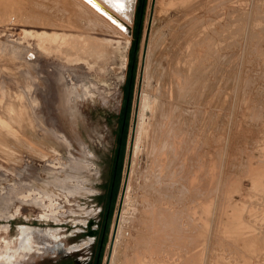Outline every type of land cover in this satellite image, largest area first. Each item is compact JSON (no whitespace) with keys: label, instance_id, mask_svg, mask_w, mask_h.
I'll list each match as a JSON object with an SVG mask.
<instances>
[{"label":"rangeland","instance_id":"1","mask_svg":"<svg viewBox=\"0 0 264 264\" xmlns=\"http://www.w3.org/2000/svg\"><path fill=\"white\" fill-rule=\"evenodd\" d=\"M139 1L122 12L101 0L121 31L79 0H0V125L17 129L10 110L22 105L32 127L26 147L7 138L15 159L0 152V264H34L63 202L111 177ZM142 18L100 264H264V0H146ZM35 32L115 49L107 64L70 65Z\"/></svg>","mask_w":264,"mask_h":264},{"label":"flooded vegetation","instance_id":"2","mask_svg":"<svg viewBox=\"0 0 264 264\" xmlns=\"http://www.w3.org/2000/svg\"><path fill=\"white\" fill-rule=\"evenodd\" d=\"M108 61L104 62L107 64ZM75 64L77 63L70 65ZM12 111L10 110V113L15 120ZM16 124H18L17 120L14 125L16 126ZM9 127L12 128V125ZM3 132L4 127L0 125V134H4ZM4 138L2 136V140H0V152L9 159H15L17 154L12 147L8 146L6 138L5 140ZM116 159L117 151L113 157V163L116 162ZM114 170L107 183L95 182L94 185L90 186V181L86 178L84 186L90 192L71 196L69 198L71 205L63 202L65 210L56 217L57 221L50 219V230H46L43 235L44 239H41L40 245H38L39 249L35 253L34 264L99 263L107 233L108 206L112 200L115 186ZM8 229L11 230L12 227L10 226Z\"/></svg>","mask_w":264,"mask_h":264},{"label":"bare ground","instance_id":"3","mask_svg":"<svg viewBox=\"0 0 264 264\" xmlns=\"http://www.w3.org/2000/svg\"><path fill=\"white\" fill-rule=\"evenodd\" d=\"M133 0H109V2L113 5V6H115V7H117L118 9H120V11H122V12H124L125 10H127L128 8H129V6H130V2H132ZM65 2V1H64ZM79 2H82L86 7L88 6V8L91 10V13L92 12H94L97 16H99V17H102L103 19H105L104 21H102V23L103 22H105L106 20H109L110 22H112L116 27H117V29H119V30H121V31H125V28H126V24L124 23V22H122V20L119 18V16L108 6V5H106V4H104V3H102L101 2V0H79ZM73 4V3H72ZM82 4V5H83ZM181 5V4H180ZM183 5V4H182ZM78 6V5H77ZM4 8V7H3ZM113 8V7H112ZM79 9V8H78ZM115 9V8H114ZM214 9V8H213ZM8 10V9H7ZM18 14V13H17ZM3 15V14H2ZM32 16V15H31ZM34 16V15H33ZM91 16V15H90ZM9 18V17H8ZM13 19V18H12ZM35 19V18H34ZM75 19V18H74ZM97 19V18H96ZM26 20V19H25ZM100 20V19H99ZM35 21V20H34ZM38 21V20H37ZM101 21V20H100ZM23 22V21H22ZM28 22V21H27ZM45 22V21H44ZM48 22V21H47ZM40 23V22H39ZM47 24V23H46ZM63 24V23H62ZM106 24H107V22H106ZM105 24V25H106ZM108 25V27H109V24H107ZM193 25V24H192ZM60 26V25H59ZM61 26H63V25H61ZM60 28V27H59ZM62 28V27H61ZM83 28H85V27H83ZM111 29V28H110ZM105 31V30H104ZM118 31V30H117ZM124 33V32H123ZM126 33V32H125ZM33 34V33H32ZM34 35H35V38L37 39V42L39 43L38 44V46H39V49H40V51L44 54V55H46V56H48V55H51L52 53H56V52H60L62 49H65L66 51H68V53H69V56H68V58L66 59L67 60V62H68V64H72V63H80L81 61H83V60H81V58H80V56L81 57H91V58H93V59H100V60H104V61H108L109 60V58L111 57V56H109L111 53H110V51L112 50V48L113 49H115V47H113V45H112V43H110V41H103V40H101V39H99V38H96V37H92V36H77V35H75V34H73V33H69V34H66V33H58V32H54V33H51V34H49V33H46V32H35L34 33ZM200 42V41H199ZM113 51V50H112ZM111 51V52H112ZM70 52H74V53H76V54H70ZM53 55V54H52ZM177 71V70H176ZM172 74H174L173 72H171ZM178 75V74H177ZM177 78V77H176ZM179 78H180V76H179ZM183 78V77H182ZM173 79H175V77L173 78ZM178 79V78H177ZM177 82V81H176ZM200 82H201V80H200ZM187 83V82H186ZM194 83V82H193ZM198 83V82H197ZM190 85H191V83H190ZM188 86H189V84H188ZM187 86V87H188ZM174 87V86H173ZM176 87H177V85H176ZM168 88V87H167ZM178 88V87H177ZM198 88H200V87H198ZM205 88V87H204ZM172 89H174V88H172ZM194 89V88H193ZM197 89V88H196ZM167 90V89H166ZM178 90V89H177ZM180 90V89H179ZM167 92V91H166ZM185 93V92H184ZM167 94V93H166ZM186 95H188L187 93H186ZM192 95V94H191ZM179 97V96H178ZM183 97V96H182ZM159 98V97H158ZM154 104L156 105V103L154 102ZM160 106V105H159ZM154 107V106H153ZM152 107V108H153ZM151 108V109H152ZM170 108V107H169ZM172 108V107H171ZM172 110V109H171ZM152 111H153V109H152ZM176 112H177V110H175ZM173 112L172 114H175V116H176V112ZM179 111V110H178ZM154 112V111H153ZM152 112V113H153ZM158 112V111H157ZM170 113V112H169ZM180 113V112H179ZM178 113V114H179ZM157 114V113H156ZM161 114H163V113H161ZM182 114V113H181ZM168 115H171V113L170 114H168ZM28 114H27V110L25 109V107L24 106H22V105H20L19 107H17L16 109H15V111H14V117H15V121L17 120V125H18V128L17 129H14V127H9V125L7 124V122H1V125L4 127V134H2V136H4L5 138H6V141H7V138H9L10 140V142H11V140H13L12 141V143H18V144H20V145H22V144H24V141L26 140V139H24L23 138V134L21 135V130H26V129H32V127H31V125H29V123L27 122L28 121ZM178 116V115H177ZM18 118V119H17ZM164 118V117H163ZM172 118H173V116H172ZM172 118L171 119H169V121L171 122V120H172ZM176 120V119H175ZM178 120V119H177ZM168 121V120H167ZM173 121V120H172ZM169 122V123H170ZM169 123H166V126H167V124L169 125ZM31 124V123H30ZM177 124H178V122H177ZM143 125V124H142ZM149 125H150V123H149ZM152 125V124H151ZM15 126V125H14ZM157 126H158V124H157ZM170 126V125H169ZM178 126V125H177ZM6 127V128H5ZM152 127V126H151ZM166 128H168V126L166 127ZM165 129V128H164ZM175 129V128H174ZM3 130V129H2ZM24 130V131H25ZM152 130H153V128H152ZM151 130V131H152ZM155 131V130H154ZM25 133V132H24ZM31 133H32V131H31ZM146 133V132H145ZM157 133V132H156ZM165 133V132H164ZM143 134V133H142ZM152 134H153V132H152ZM157 135V134H156ZM174 135H176V134H174ZM31 136H32V134H31ZM34 136V135H33ZM155 136V135H154ZM161 136H162V134H161ZM164 136V135H163ZM26 137H27V135H26ZM29 137H30V135H29ZM152 137V136H151ZM151 137L149 138V139H151ZM5 138H4V140H5ZM31 138V137H30ZM156 139H157V136L155 137ZM24 139V140H23ZM34 139V138H33ZM35 140V139H34ZM42 140V139H41ZM144 140V139H143ZM142 140V141H143ZM164 140V139H163ZM174 140V139H173ZM43 141V140H42ZM47 141L49 142V148H52V143L47 139ZM159 141H161V139L159 140ZM165 141V140H164ZM170 141V140H169ZM175 141V140H174ZM182 141H183V139H182ZM27 142H30L29 141V138H28V140H27ZM34 142V141H33ZM39 142V141H38ZM38 142H37V140H36V142H34V143H37L38 144ZM140 142H141V139H140ZM146 142V141H145ZM151 142V144H152V142L154 143V140L153 141H150ZM149 142V143H150ZM34 143H32V144H34ZM144 143V142H143ZM7 144H8V146L9 147H12L8 142H7ZM30 144V143H29ZM45 144V143H44ZM44 144H42L41 143V145L43 146ZM47 144V143H46ZM46 144L44 145V147L46 146ZM141 144V143H140ZM146 144V143H145ZM151 144L149 145V148H150V146H151ZM179 144V143H178ZM14 145H16V144H14ZM25 145V144H24ZM144 145V144H143ZM191 145V144H190ZM153 146V145H152ZM160 146V145H159ZM165 146V145H164ZM178 146V145H177ZM14 147H16V146H14ZM25 147H26V145H25ZM47 147V146H46ZM158 147V146H157ZM161 148H164V147H162V146H160ZM168 148L170 147V145L169 146H167ZM24 148V147H23ZM36 148V147H35ZM34 148V150H36ZM41 148V147H40ZM39 148V149H40ZM145 148V147H144ZM166 149V148H165ZM32 150H33V148H32ZM46 150V149H45ZM153 150V149H152ZM157 150H160L159 148H157ZM170 150V149H169ZM41 151V150H40ZM148 151V150H147ZM193 151V150H192ZM22 152V151H21ZM34 152V151H33ZM32 152V154H34ZM45 152V151H44ZM168 152V151H167ZM39 153V152H38ZM157 153H158V151H157ZM156 152H155V161H156V158H158L159 159V157L161 156V154H160V151H159V154L158 155H160V156H156V154H157ZM171 153V152H170ZM37 154V153H36ZM41 154V152L39 153V154H37V155H40ZM138 154V153H137ZM164 154V153H163ZM36 155V156H37ZM46 155V154H45ZM49 155V154H48ZM35 156V155H34ZM151 156V155H150ZM40 157H43V153H42V156H40ZM150 158V157H149ZM161 158V157H160ZM154 160H152V162L154 161ZM147 161V160H146ZM151 162V163H152ZM155 163V162H154ZM153 163V164H154ZM158 163V162H157ZM159 163H160V161H159ZM158 163V165H160V164H162L163 163V160H162V163H160L159 164ZM157 165V164H156ZM155 165V166H156ZM150 166V165H149ZM153 166V165H152ZM165 169V168H164ZM166 172V171H165ZM168 173V172H167ZM164 174V173H163ZM163 174H162V176H163ZM170 174V173H169ZM176 174V173H175ZM173 176H175V175H173ZM172 176V177H173ZM149 177V176H148ZM154 177V176H153ZM169 177V176H168ZM175 178V177H174ZM143 180V179H142ZM149 180V179H148ZM178 180V179H177ZM148 183V182H147ZM148 185V184H147ZM151 186V188H152V186L153 185H150ZM148 189H150V187L148 186L147 187ZM160 189V188H159ZM147 190V189H146ZM152 190V189H151ZM161 190V189H160ZM145 191V190H144ZM149 191V190H148ZM156 191V190H155ZM158 191L159 190H157V193H158ZM161 192V191H160ZM164 192V191H163ZM145 193H146V191H145ZM148 193V192H147ZM150 193V192H149ZM159 194V193H158ZM144 195V194H143ZM166 195V194H165ZM145 198V197H144ZM148 198V197H147ZM141 199H142V197H141ZM180 199V198H179ZM143 200V199H142ZM148 201H149V199H148ZM144 202H145V199H144ZM149 206L151 205L150 203L148 204ZM148 207V206H147ZM151 207V206H150ZM153 210V209H152ZM151 210V211H152ZM155 210V209H154ZM147 211H149L148 210V208H147ZM145 212H146V210H145ZM150 213H153V212H150ZM152 215V214H151ZM168 221V220H167ZM164 222V221H163ZM173 225V224H172ZM170 227V226H169ZM164 231L165 230H163V233H164ZM178 232V231H177ZM149 233V232H148ZM175 233V232H174ZM169 234H170V232H169ZM168 234V235H169ZM168 235H166V236H168ZM175 235H176V233H175ZM179 235H181V234H179ZM171 236V235H170ZM182 236V235H181ZM180 236V237H181ZM183 238V237H182ZM184 239V238H183ZM143 240V239H142ZM182 241V240H181ZM184 241V240H183ZM183 241H182V243H183ZM180 242V241H179ZM139 243V242H138ZM129 246V245H128ZM149 247V246H148ZM139 249V248H138ZM137 249V250H138ZM136 250V251H137ZM127 251V250H126ZM147 251V250H146ZM148 252V251H147ZM138 253V252H137ZM135 254L136 255V257H137V255L138 254ZM149 253V252H148ZM140 258H141V256H140ZM137 259H139L138 257H137Z\"/></svg>","mask_w":264,"mask_h":264},{"label":"trees","instance_id":"4","mask_svg":"<svg viewBox=\"0 0 264 264\" xmlns=\"http://www.w3.org/2000/svg\"><path fill=\"white\" fill-rule=\"evenodd\" d=\"M145 2L146 0H140L136 13H135V32H134V40L133 43L131 45V52H130V60H129V64H128V77L126 80V83L124 85L123 91L125 94V103H124V107H123V112H122V116L123 119L119 122L120 126H119V130H120V135H119V140H118V151H117V159L115 162V181H114V188H113V194H112V200L109 203L108 206V217H107V230H108V226H109V220H110V216L112 213V209H113V202H114V197L116 195V190L118 188V181H119V176L121 173V162H122V156L125 150V141H126V126L128 123V115L130 113V103H131V99H132V87H133V81H134V69H135V60H136V47L139 41V34L141 31V26H142V22H143V11H144V6H145ZM103 250V249H102ZM102 254V252H101ZM101 254L99 257V263L101 262L100 258H101Z\"/></svg>","mask_w":264,"mask_h":264}]
</instances>
